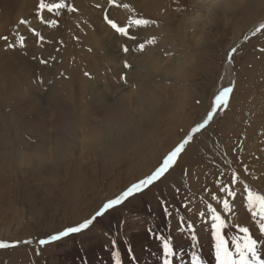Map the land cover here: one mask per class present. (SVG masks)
Here are the masks:
<instances>
[{
    "label": "rangeland",
    "instance_id": "374dc122",
    "mask_svg": "<svg viewBox=\"0 0 264 264\" xmlns=\"http://www.w3.org/2000/svg\"><path fill=\"white\" fill-rule=\"evenodd\" d=\"M39 2L0 0V101L21 117L20 100L40 106L43 125L35 129L46 130L49 122L62 121L63 112L50 108L51 98L61 95L64 110L74 111L78 134L54 160L36 167L20 164L15 154L30 152L19 142L49 151L38 142L40 134L31 130L15 141L13 134L7 136L13 145L10 161L0 165V242L16 246L0 249V264H72L78 253L87 259L95 245L115 250L116 242L125 247L134 235L155 233L163 214L170 231L177 221L185 222L182 232L188 224L194 230L208 226L207 207L221 202L222 188L264 195V30L249 35L264 19V0H44L65 4L51 13L39 12ZM105 16L136 39L117 34ZM137 19L151 23L137 26ZM70 70L76 76L68 87L61 85V75ZM2 84L10 85L3 93ZM229 86L234 91L228 107L193 136L170 172L80 233L39 244L91 219L108 200L150 175L206 119L214 96ZM142 89L147 92L138 96ZM69 91L68 100L62 95ZM120 95L125 120L95 111ZM256 107L260 117L253 123ZM96 130L101 140L80 143L82 135L85 141L96 137ZM106 131H112L110 137H104ZM136 132L138 141H132ZM6 134L0 121V136ZM204 205L201 220L195 221V214L187 220L192 206L200 212ZM216 211L222 217L231 213L223 207ZM230 226L238 233L237 225ZM252 235L264 240L259 231Z\"/></svg>",
    "mask_w": 264,
    "mask_h": 264
},
{
    "label": "bare ground",
    "instance_id": "6f19581e",
    "mask_svg": "<svg viewBox=\"0 0 264 264\" xmlns=\"http://www.w3.org/2000/svg\"><path fill=\"white\" fill-rule=\"evenodd\" d=\"M262 23H264V19L255 23L252 26L249 35H252L256 31V29L260 26V24H262ZM151 66H152V62L149 63V67H151ZM75 71L70 70V72H66V73H68L67 75L65 72L64 73L62 72L63 74L60 77V81L62 83L60 82V84L65 85V86L67 85V87H68V84H70V82L72 81V78L74 76H76V74H77V73H75ZM9 88H10L9 84H2L1 85V93L7 91ZM67 90H68V88H67ZM136 92H137V90H136ZM145 92H147V90L142 89V90H140V92H137V93L140 94L138 96H141V95H144ZM66 93H64V95H62V96L63 97H67V96L72 97V94L70 91H69L70 94L68 93L69 95H67ZM60 96H57V98H55V97L51 98L52 100H50V103H51L50 108H54V111L61 110L63 112L62 121L60 124H56V126L51 125L52 122H49V124H47L45 126V128H47L46 130H44V129L36 130L35 129V127H42V125H43L41 123V121H43V120L42 119L40 120L39 116H44V114H43L44 111L42 109H40V106L33 105L30 107V106H27L26 101L20 100L19 103L24 108V110H23L24 113H22L23 117H21V116H17L15 114L16 111L12 110L10 107H8V109H5L3 107L5 105L6 100L0 101V111L3 112L0 115V121L3 122L5 124V128H7L6 137L0 136V165H5L7 162L10 161L8 159L9 158L11 159L10 149H11V146L13 145V141H11L10 138H7V136L8 135L10 136L11 134L14 135L13 140L15 141L17 136L20 137L22 134L24 135L25 133H27L31 130H34L40 134L41 139H39L38 142L42 143L43 145H46L47 148L51 147L50 150L48 151L47 149L44 150L42 147H40L39 144L33 145V144L25 143V142H19V145H23L24 148L30 152L28 153L27 151H24V150L23 151L18 150V154H15L16 159H19L20 164L27 163L28 165L35 166V167L43 165L44 162H47L50 158H53V160H54L55 157L60 155V151H62L63 148H64V150L67 149L66 147H64L65 143H67V142L73 143L75 135L78 134L76 132L77 128L73 124V123H76V122H74V116H75L73 113L74 111L64 110L65 106L62 103L63 101L59 100ZM69 97H67L68 100L70 99ZM122 97L123 96L120 95L119 98L113 99L111 104L109 103V105H107V104L103 105L102 106L103 109L100 107L102 111L99 110L98 108H95V111L100 112L102 116L103 115L107 116V115H111L112 113H114L115 117L112 115L111 116L112 119L120 117V122H121V119H124V117H125L124 113H125L126 108H127L122 103V100H121ZM143 102L144 103L149 102V103H151L150 104L151 106L154 104V102L149 101L148 99L146 100L145 98H144ZM151 106H150V108H152ZM73 110H74V107H73ZM257 110H258V108L256 107L255 113H254V117H256V118H254L255 121H253V123H255L256 121L257 122L259 121L258 120L260 117V116L258 117L259 110L258 111ZM40 118H43V117H40ZM49 118H52V117L50 116ZM139 118L140 117H138V119L137 118L136 119L139 120ZM50 121H53V120H50ZM52 129L55 131V133H53L54 131H51L53 134L48 132L49 130H52ZM16 130L18 131V134L16 133ZM79 130H82V129L80 128ZM108 130H109V128H108ZM97 131L98 130L95 131L96 132L95 134H97ZM109 132H112V131H109ZM109 132H107V131L104 132L103 133L104 137H107V136L110 137L111 133H109ZM98 134L96 135V137H94L92 139H86V141L83 138L84 135H82V138L79 141H80V143H85V142L87 143V142L92 141V140H101L102 137H100ZM139 134H140L139 132H136V134H135L136 138H135V136H133L131 138V140L132 141L133 140L138 141ZM98 145H99V143H98ZM146 146H147V144H146ZM148 147H149V145H148ZM139 149H141V148H139ZM4 150H6V153L2 154ZM66 152H68V151H66ZM110 152H112V151H110ZM149 153H151V152L148 151V154ZM140 157L141 156L139 155L137 158H140ZM132 159H131V161H132ZM126 162H125V164H126ZM171 169L169 170V172L171 171ZM250 187H252L254 190L257 189L254 186H250ZM231 190H232L231 188H230V190L226 189V191L223 192V198H221L222 199L221 202H218V204L222 203V202H224V199H226L228 201V203L233 201V203L229 205V208L225 209L227 211H230L231 213L230 214L225 213V215L222 217L226 222L225 238L229 239V240L231 237L239 235V233H237L236 231L233 232L230 224L237 225V227H248L250 234H253L254 232L258 231V228L256 227L255 221H253L251 219L250 214L247 211L245 202L243 203V201L246 200L247 193L244 192L242 189L235 188L233 190V192L236 194L235 197H229L227 195V191H231ZM204 199L206 200L205 203L209 202V201H207L208 199H206V198H204ZM211 199H213V198H211ZM202 200H203V198H202ZM218 204L216 205V207H214L215 210H221L222 209L223 204H219V205ZM97 205H98V203L96 205H94L93 208H95ZM206 205L208 206L209 204H206ZM206 205H204L203 207L200 208L201 209L200 212L197 210V208L195 206H192V208L189 211V212H191V215H192L191 219L188 218V216H187V220H193L194 214H195V216H197L194 219L195 221H199V219L201 220L202 217L204 216ZM145 209H147V206H145ZM201 213H203V215H201ZM209 217H210V215H207L204 221H209L211 223ZM164 219H165L164 214L159 217L158 220H160L161 223L158 222L156 224L157 230L155 233H143V234L134 235L132 239L130 238V240H128V246H125V247L123 244H121V243L118 244V242H116V245L111 246L112 248L115 247V250H111L110 248H103L102 245H99V246L95 245L94 247H92V249L90 251H88L87 259L83 258L85 255L84 253L83 254L78 253L77 254L78 256H76V260L72 264H114L113 253L114 252L117 253V251H118V254L120 257V264H163L164 256H163L162 243L166 239L171 242L172 248H173L174 255L172 257V264H191V256L193 253H196L200 257L202 264H215V255H214L215 249H214V241L210 235V224L206 227L203 225H198L199 229L198 230L193 229L192 232H189V230L182 232V228L185 227V222L181 221V223H179L177 221L178 225L176 226V228L172 229L170 231L166 227L167 224H165ZM155 222H157V219H155L154 223ZM192 235H196L195 245H193V243L191 241ZM110 239H113V238H110ZM109 242H110V240H109ZM257 242H258V249L257 250L260 253L261 258L264 259V250H262V249H264V246H263L264 240L261 237H259V238H257ZM112 243L113 242H110V244H112ZM229 247L231 249L230 243H229ZM128 248H129V250H128ZM79 259H81V260H79ZM70 261H73V259H71Z\"/></svg>",
    "mask_w": 264,
    "mask_h": 264
},
{
    "label": "snow or ice",
    "instance_id": "6c2138e0",
    "mask_svg": "<svg viewBox=\"0 0 264 264\" xmlns=\"http://www.w3.org/2000/svg\"><path fill=\"white\" fill-rule=\"evenodd\" d=\"M113 0H109V4H112ZM127 7V5H124ZM39 12H43L45 9L47 12L51 13L53 9H63L65 8L64 3H56L52 5H46L44 0H40L37 5ZM68 11H75L71 6L68 7ZM39 14V13H38ZM106 23L119 35L135 40L136 37L131 36L128 28L118 26L117 23L113 22L109 19L108 16L104 17ZM21 24L25 23V21L21 20ZM55 23V21H53ZM151 23L146 19H137L135 20V24L137 26L143 25L147 26ZM264 30V23L260 24V26L256 29V32H260ZM3 39H7L4 37ZM149 44L153 43V41H148ZM8 47H12V45H8ZM139 48L141 51L144 50L145 45L140 44ZM123 51L127 53L129 49L127 47L123 48ZM236 49L232 50L234 53ZM232 53H229V57H231ZM41 63H45V61L41 60ZM126 68L129 67L127 63L124 65ZM88 75V73H85ZM124 79V77H121ZM234 91V88L224 87L221 91H219L212 100L211 110L207 113L206 119L203 120L202 123H198L195 127L191 129V132L185 137V139L179 143L173 150H171L162 160L160 165L148 176L139 180L137 183H133L130 187L127 188L126 191H123L119 196L114 199L108 200L103 206L95 212V214L91 217V219H87L84 222L78 224V226L67 227L65 230L59 232L56 235H51L48 239H40L39 244L41 246L47 245L50 242L58 241L63 237H67L70 234L80 233L82 230L89 228V226L97 219V217L103 216L107 211L112 209L115 206L120 205L122 202L127 200L129 197L133 196L136 193H139L154 184L158 181L162 176L165 175L169 171L171 167L177 161V158L182 154L185 150V146L189 144V142L193 139V136L199 133L202 129H204L212 120L213 117L217 114L218 110L222 108H227L229 105V100ZM235 177L232 178V182L235 183ZM225 189H221V192H224ZM244 191L247 193L246 201H247V211L250 214V217L256 223V227L258 228L259 234L264 236V195L254 193L251 190L245 188ZM227 195L229 197H235V193L233 191H227ZM216 197L214 196L213 199ZM223 208L228 209L229 203L227 200L223 202ZM207 212L210 214V235L214 241V255H215V264H264V259L261 258L260 253L258 252V242L257 239L253 238V235L250 234L248 227H239L237 229L239 235L233 236L229 239L225 238V230H226V222L222 218L217 211L209 205L207 207ZM203 215V213H201ZM189 232H192L193 226L191 224L187 225ZM191 241L193 245L196 243V235L191 236ZM26 244H30L31 241H25ZM229 243L231 244V249L229 247ZM15 244H8L4 242H0V249H6L9 247H15ZM163 248V264H172V257L174 255L172 244L169 240H164L162 243ZM113 261L114 264H120V257L118 253H113ZM191 264H202L200 257L193 253L191 256Z\"/></svg>",
    "mask_w": 264,
    "mask_h": 264
},
{
    "label": "water",
    "instance_id": "95a60500",
    "mask_svg": "<svg viewBox=\"0 0 264 264\" xmlns=\"http://www.w3.org/2000/svg\"><path fill=\"white\" fill-rule=\"evenodd\" d=\"M256 33H258V32L255 31L251 36L255 35ZM249 37H250V36H248V37H246V38H249Z\"/></svg>",
    "mask_w": 264,
    "mask_h": 264
}]
</instances>
